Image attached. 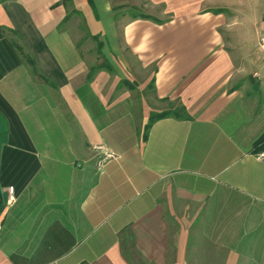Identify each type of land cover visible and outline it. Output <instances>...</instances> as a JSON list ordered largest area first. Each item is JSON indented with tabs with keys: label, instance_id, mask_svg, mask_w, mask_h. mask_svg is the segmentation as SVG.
I'll use <instances>...</instances> for the list:
<instances>
[{
	"label": "crops",
	"instance_id": "1",
	"mask_svg": "<svg viewBox=\"0 0 264 264\" xmlns=\"http://www.w3.org/2000/svg\"><path fill=\"white\" fill-rule=\"evenodd\" d=\"M93 3L0 0V264H264V0Z\"/></svg>",
	"mask_w": 264,
	"mask_h": 264
},
{
	"label": "trees",
	"instance_id": "2",
	"mask_svg": "<svg viewBox=\"0 0 264 264\" xmlns=\"http://www.w3.org/2000/svg\"><path fill=\"white\" fill-rule=\"evenodd\" d=\"M89 3H90V5H92L94 7L93 0H89ZM13 43H14V46L16 47V49L24 56V59L32 67V71L34 72V74L39 75L40 73H39L37 64L34 62V60L29 55L26 54V52L24 51V48L19 43H17V42H13ZM169 116H175L176 118H180V119L189 118V116L186 114L185 108L183 106L177 110H169V111H165V112H162L159 114H154L151 116L150 125L146 126L144 139L147 138L148 130L154 121L162 119V118H166ZM262 151H264V135L255 143L253 153L258 154ZM130 238L132 239V235L130 236Z\"/></svg>",
	"mask_w": 264,
	"mask_h": 264
},
{
	"label": "built area",
	"instance_id": "3",
	"mask_svg": "<svg viewBox=\"0 0 264 264\" xmlns=\"http://www.w3.org/2000/svg\"><path fill=\"white\" fill-rule=\"evenodd\" d=\"M260 47L264 51V35H262L260 37ZM255 76L259 77V75L257 73L255 74ZM94 150L98 154L97 166H98L99 170H103L105 168L106 164L110 160L116 158V155L109 149V147L106 144L101 143V144L95 145ZM256 157L260 161H264V151L256 154Z\"/></svg>",
	"mask_w": 264,
	"mask_h": 264
},
{
	"label": "rangeland",
	"instance_id": "4",
	"mask_svg": "<svg viewBox=\"0 0 264 264\" xmlns=\"http://www.w3.org/2000/svg\"><path fill=\"white\" fill-rule=\"evenodd\" d=\"M73 23H74L75 28H77L76 31H78V34H77L78 37H77V39H78V40H81V39L85 38V34H84V32H83V20H82V18H80V17H75ZM89 39H90V36L88 35V33H86V40H89ZM90 44H92V45H91V46L87 45V49H88V50L91 49L90 54H92V53L95 54L96 45L93 44V43H90ZM92 55H93V54H92ZM169 106H170L171 109H176V108H177V104H175V103L170 104ZM176 110H177V109H176ZM127 254H128V256L131 257V258H134V259L136 258V256L133 255V251H132L131 246L128 247Z\"/></svg>",
	"mask_w": 264,
	"mask_h": 264
}]
</instances>
